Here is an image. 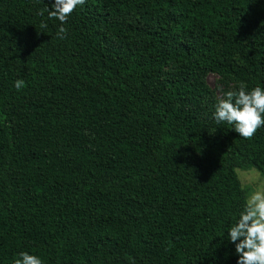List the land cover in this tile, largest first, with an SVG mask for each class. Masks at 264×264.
I'll list each match as a JSON object with an SVG mask.
<instances>
[{
  "label": "trees",
  "instance_id": "1",
  "mask_svg": "<svg viewBox=\"0 0 264 264\" xmlns=\"http://www.w3.org/2000/svg\"><path fill=\"white\" fill-rule=\"evenodd\" d=\"M53 3L0 0V264H237L235 170L264 180V126L197 99L208 72L264 89V0H86L63 40Z\"/></svg>",
  "mask_w": 264,
  "mask_h": 264
},
{
  "label": "clouds",
  "instance_id": "2",
  "mask_svg": "<svg viewBox=\"0 0 264 264\" xmlns=\"http://www.w3.org/2000/svg\"><path fill=\"white\" fill-rule=\"evenodd\" d=\"M86 0H54L48 11L50 19L60 22L57 39H65L67 30L63 25L78 7ZM47 27L46 24L41 25ZM24 86L23 80H16L14 87L20 91ZM213 118L217 124H227L241 138L252 139L256 131L264 126V89L255 87L251 91L240 85L238 90L227 91L223 98L214 106ZM227 240L235 246L237 264H264V189L249 195L238 219L228 229ZM13 264H43L39 256L28 252H20Z\"/></svg>",
  "mask_w": 264,
  "mask_h": 264
},
{
  "label": "rangeland",
  "instance_id": "3",
  "mask_svg": "<svg viewBox=\"0 0 264 264\" xmlns=\"http://www.w3.org/2000/svg\"><path fill=\"white\" fill-rule=\"evenodd\" d=\"M136 18V14H130L117 18L116 21L130 25L134 23ZM108 41H110L115 47H124L125 44L124 39L111 34H108ZM176 68L177 65L166 66L161 73V77H168V75ZM203 85L206 93L197 100L201 107H204L207 113L213 114L214 106L217 101L223 98L227 91L238 90L241 84L239 82L233 81L230 76H222L217 73L208 72L203 78ZM235 174L239 181L240 187L243 190L245 201L253 192L264 189V180L256 171H241L236 169Z\"/></svg>",
  "mask_w": 264,
  "mask_h": 264
}]
</instances>
